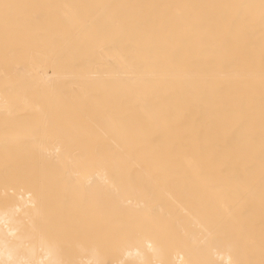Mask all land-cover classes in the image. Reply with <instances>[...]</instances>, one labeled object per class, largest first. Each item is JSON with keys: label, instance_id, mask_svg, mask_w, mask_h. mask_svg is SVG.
I'll return each mask as SVG.
<instances>
[{"label": "bare ground", "instance_id": "1", "mask_svg": "<svg viewBox=\"0 0 264 264\" xmlns=\"http://www.w3.org/2000/svg\"><path fill=\"white\" fill-rule=\"evenodd\" d=\"M0 264H264V0H0Z\"/></svg>", "mask_w": 264, "mask_h": 264}]
</instances>
